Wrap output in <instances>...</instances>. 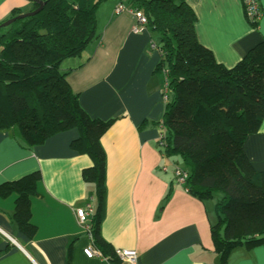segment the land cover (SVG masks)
<instances>
[{"label": "crops", "instance_id": "crops-1", "mask_svg": "<svg viewBox=\"0 0 264 264\" xmlns=\"http://www.w3.org/2000/svg\"><path fill=\"white\" fill-rule=\"evenodd\" d=\"M185 1L197 18L198 41L228 68L264 39V0H259L256 26L242 0ZM119 4L125 1L106 0L98 7L96 39L61 65L72 69L67 82L90 118L113 121L100 139L105 155L100 236L113 250H135L138 264H219L210 232L217 223L216 198L200 201L176 184L173 165L157 144L165 108L157 37L147 28L132 32V13L116 14ZM35 5V0H0V27ZM76 137L71 129L26 148L12 129H0V185L33 172L41 175L31 200L32 237L15 225V196L0 198V264H115L82 252L88 240L75 210L92 199L95 211L97 201L94 185L82 177L90 160L70 146ZM243 152L264 171V119L259 132L244 140ZM227 264H264V246L239 247Z\"/></svg>", "mask_w": 264, "mask_h": 264}, {"label": "trees", "instance_id": "trees-1", "mask_svg": "<svg viewBox=\"0 0 264 264\" xmlns=\"http://www.w3.org/2000/svg\"><path fill=\"white\" fill-rule=\"evenodd\" d=\"M105 1L45 0L37 14L0 27V129H12L26 148L57 133L77 132L70 146L90 160L82 177L94 185L97 201L91 220L94 246L119 264L100 236L105 196L100 139L113 121L90 118L67 82L72 69L61 67L96 39L97 9ZM124 1L146 18L145 28L158 40L157 69L165 68L160 150L173 168L186 173L189 195L200 201L216 198L211 238L219 264H227L239 247L264 246V171L243 152L244 140L259 132L264 119V39L228 68L198 41L197 18L185 0ZM40 179L33 172L0 185V198L15 196L14 222L29 238L36 231L30 209Z\"/></svg>", "mask_w": 264, "mask_h": 264}, {"label": "built area", "instance_id": "built-area-1", "mask_svg": "<svg viewBox=\"0 0 264 264\" xmlns=\"http://www.w3.org/2000/svg\"><path fill=\"white\" fill-rule=\"evenodd\" d=\"M245 14L249 21L256 23L257 20L260 17V3L259 0H242ZM124 11H129L132 13V16L134 18V24L131 28L132 32L134 33H140L143 30H145V27L147 25L146 18L139 12V11H131L126 8L125 5L120 4L115 8V13L119 14ZM153 48L154 46L151 45ZM165 93L163 95L164 102L167 101V84L164 85ZM161 131L158 134L157 138V144L158 147L162 150L165 144V134L162 129V123H159ZM162 171L167 172V167L162 166ZM173 175L176 181V184L181 186L184 189V185L186 183V173L183 172L180 168L174 166L173 168ZM92 199L89 200V202L82 208H77L75 210V215L77 219V223L80 226V228L85 233V236L88 240V244L85 248H83V254L91 259V258H100L101 260H107L110 261L107 257H105L100 250H98L94 246V238L92 234V226H91V220L92 216L94 214L93 206H92ZM10 239V238H9ZM11 242H13L10 239ZM114 255L119 264H138V257L137 252L135 250L130 249H115Z\"/></svg>", "mask_w": 264, "mask_h": 264}, {"label": "water", "instance_id": "water-1", "mask_svg": "<svg viewBox=\"0 0 264 264\" xmlns=\"http://www.w3.org/2000/svg\"><path fill=\"white\" fill-rule=\"evenodd\" d=\"M35 1L38 4V8L37 9L33 10L30 13H27V14H24V15H20V16H18L16 18H13V19H9L6 22H4L2 25L5 27V26H8L11 23H13L16 19H22L24 17H29V16H33V15L37 14L41 10L43 5L45 4V0H35Z\"/></svg>", "mask_w": 264, "mask_h": 264}, {"label": "rangeland", "instance_id": "rangeland-1", "mask_svg": "<svg viewBox=\"0 0 264 264\" xmlns=\"http://www.w3.org/2000/svg\"><path fill=\"white\" fill-rule=\"evenodd\" d=\"M120 5V4H119ZM118 5V6H119ZM116 8V7H115ZM248 19V18H247ZM251 22V21H250ZM251 24H254V22H251ZM158 41V40H157ZM161 122V121H160ZM160 126V125H159ZM217 195V194H216ZM218 196V195H217ZM212 199H215V198H212ZM216 200V199H215ZM209 202V201H208Z\"/></svg>", "mask_w": 264, "mask_h": 264}]
</instances>
